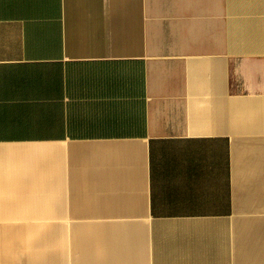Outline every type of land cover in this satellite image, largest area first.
Wrapping results in <instances>:
<instances>
[{"label":"crops","instance_id":"1","mask_svg":"<svg viewBox=\"0 0 264 264\" xmlns=\"http://www.w3.org/2000/svg\"><path fill=\"white\" fill-rule=\"evenodd\" d=\"M0 264H264V0H0Z\"/></svg>","mask_w":264,"mask_h":264}]
</instances>
